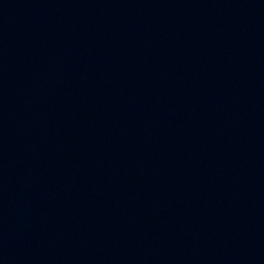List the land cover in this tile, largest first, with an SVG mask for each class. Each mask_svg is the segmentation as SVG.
I'll return each instance as SVG.
<instances>
[{
	"label": "water",
	"instance_id": "95a60500",
	"mask_svg": "<svg viewBox=\"0 0 264 264\" xmlns=\"http://www.w3.org/2000/svg\"><path fill=\"white\" fill-rule=\"evenodd\" d=\"M0 264H264V0H0Z\"/></svg>",
	"mask_w": 264,
	"mask_h": 264
}]
</instances>
